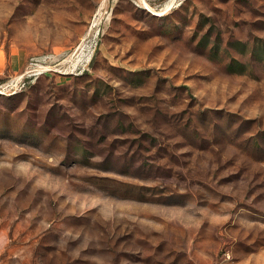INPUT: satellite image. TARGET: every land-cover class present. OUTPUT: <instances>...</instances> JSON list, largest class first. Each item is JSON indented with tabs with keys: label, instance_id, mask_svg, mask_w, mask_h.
<instances>
[{
	"label": "rangeland",
	"instance_id": "1",
	"mask_svg": "<svg viewBox=\"0 0 264 264\" xmlns=\"http://www.w3.org/2000/svg\"><path fill=\"white\" fill-rule=\"evenodd\" d=\"M0 264H264V0H0Z\"/></svg>",
	"mask_w": 264,
	"mask_h": 264
},
{
	"label": "built area",
	"instance_id": "2",
	"mask_svg": "<svg viewBox=\"0 0 264 264\" xmlns=\"http://www.w3.org/2000/svg\"><path fill=\"white\" fill-rule=\"evenodd\" d=\"M47 58H49V57H45V58H43V61H45ZM39 60L37 59V58H32L31 59V65H37V62H38ZM41 67V66H40ZM35 71V70H34ZM46 72V71H45ZM44 71H42L41 73H45ZM32 73H34V72H32V71H29V72H27V74H30V75H32Z\"/></svg>",
	"mask_w": 264,
	"mask_h": 264
},
{
	"label": "bare ground",
	"instance_id": "3",
	"mask_svg": "<svg viewBox=\"0 0 264 264\" xmlns=\"http://www.w3.org/2000/svg\"><path fill=\"white\" fill-rule=\"evenodd\" d=\"M172 2H173V1H172ZM171 6H172V4L170 3V4L168 5V8H171ZM18 79H20V77H19Z\"/></svg>",
	"mask_w": 264,
	"mask_h": 264
},
{
	"label": "crops",
	"instance_id": "4",
	"mask_svg": "<svg viewBox=\"0 0 264 264\" xmlns=\"http://www.w3.org/2000/svg\"><path fill=\"white\" fill-rule=\"evenodd\" d=\"M14 64V63H13ZM20 63H18V65H19Z\"/></svg>",
	"mask_w": 264,
	"mask_h": 264
}]
</instances>
